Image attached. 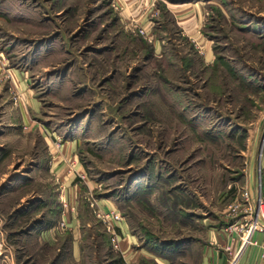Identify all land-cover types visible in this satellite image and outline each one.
<instances>
[{
	"label": "rangeland",
	"instance_id": "374dc122",
	"mask_svg": "<svg viewBox=\"0 0 264 264\" xmlns=\"http://www.w3.org/2000/svg\"><path fill=\"white\" fill-rule=\"evenodd\" d=\"M206 9L213 61L182 40L158 60L143 43L117 45L112 0H0V264H158L133 257L141 252L199 264L210 223L251 224L264 0ZM18 76L39 103L34 113ZM75 139L76 165L59 176L50 160ZM96 202L121 213L120 250ZM124 221L136 237L127 250Z\"/></svg>",
	"mask_w": 264,
	"mask_h": 264
},
{
	"label": "crops",
	"instance_id": "0c3cea01",
	"mask_svg": "<svg viewBox=\"0 0 264 264\" xmlns=\"http://www.w3.org/2000/svg\"><path fill=\"white\" fill-rule=\"evenodd\" d=\"M209 2L210 0H112L114 15H116V23L112 31L117 34L116 43L121 48L134 47L135 49H138L137 43H143L150 46L152 57L155 59L160 60L167 56V60H170L171 54H166L165 46L170 45L172 41H177L176 44H182L183 42L179 41L182 40L193 43L195 51L202 55L204 60L213 61L215 52L204 30L209 15L206 9ZM139 28L145 30V33L141 34ZM46 51L45 46L40 48V59H42V52ZM47 53L48 51L44 56ZM184 59L188 60L187 57ZM17 78L21 83L23 82L24 97L27 100L28 109L31 113L36 112L39 107L37 99L32 96L28 89L26 90L27 82L24 78L22 81L21 77L18 76ZM59 81H61L59 84L56 83L57 89L69 92L70 88L65 79H59ZM76 143V139L66 141V154H64V148L61 152L58 150V154H53L50 160V170L55 168V172L58 170L57 174L61 176L64 172L62 167L64 163L76 165L74 155H72V149ZM255 187V181L251 175L248 181V190L252 202L255 200ZM119 225L122 233L123 250H127L132 243H135L136 237L126 221ZM206 238V244L200 248L202 258L199 264H264L262 246L252 244L253 240L263 241L264 232L252 231L242 235L210 223ZM74 244L72 245V257L75 258ZM125 255H128V252ZM133 255L138 259L139 255L154 259L158 264L167 262L166 259L149 252L133 253Z\"/></svg>",
	"mask_w": 264,
	"mask_h": 264
},
{
	"label": "built area",
	"instance_id": "2783aa9c",
	"mask_svg": "<svg viewBox=\"0 0 264 264\" xmlns=\"http://www.w3.org/2000/svg\"><path fill=\"white\" fill-rule=\"evenodd\" d=\"M139 32L141 34L145 33V30H143L142 28H139ZM264 150V136H263V141L261 143V149H260V160H259V168H258V172H260V177L258 180V184L255 187L256 188V194H255V200L253 202L254 205H252L253 207V212L252 215H254L252 217L251 220V224L249 222V224L243 223L242 220H239V222L235 223L234 225H232L230 227V229H226L228 231H235L238 232L240 234H244V233H249L252 231H261L264 232V177L262 175V161H263V153ZM245 196L247 197V203H251L250 201V195L249 192L245 193ZM91 208H93L95 210V213L101 218V220L104 222L107 231L110 234V242L111 245L113 247V249L116 250H120L121 249V241H119V235L117 234V228H118V223L122 220V215L119 212L118 209H116L114 206L109 207V206H104V208H101L98 204V202L91 204L90 205ZM247 220V219H245ZM245 222V221H244ZM252 244L254 245H261L262 249H263V257H264V240L263 241H257V240H253Z\"/></svg>",
	"mask_w": 264,
	"mask_h": 264
}]
</instances>
